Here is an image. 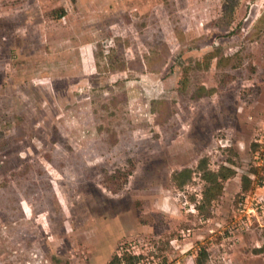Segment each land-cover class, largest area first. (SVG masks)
Returning a JSON list of instances; mask_svg holds the SVG:
<instances>
[{
  "label": "rangeland",
  "instance_id": "374dc122",
  "mask_svg": "<svg viewBox=\"0 0 264 264\" xmlns=\"http://www.w3.org/2000/svg\"><path fill=\"white\" fill-rule=\"evenodd\" d=\"M125 252L264 264V0H0V264Z\"/></svg>",
  "mask_w": 264,
  "mask_h": 264
},
{
  "label": "trees",
  "instance_id": "16d2710c",
  "mask_svg": "<svg viewBox=\"0 0 264 264\" xmlns=\"http://www.w3.org/2000/svg\"><path fill=\"white\" fill-rule=\"evenodd\" d=\"M226 9H225V13L222 17H220L218 19V26L220 27H224V28H229V26L231 25L232 21H233V11L234 8L231 6H227L225 5ZM63 14H61L60 16H62ZM117 174H109L105 177L106 179V183L108 185V187L114 191H118V189L120 188V184L116 187V182L115 183V179L118 178ZM221 175H219V173L216 172H211L209 176H207V180L210 182H213L216 186L221 187L220 183L218 182V178ZM227 176V175H226ZM225 177V176H223ZM112 182H114L115 184H113ZM211 199V196L209 197V200ZM141 258V255L138 254H132V253H127L125 252L123 255H119V254H115L113 256V258L111 259V261L109 262V264H134L137 261H139ZM127 261V263H125V261ZM196 264H202L200 261H196Z\"/></svg>",
  "mask_w": 264,
  "mask_h": 264
}]
</instances>
